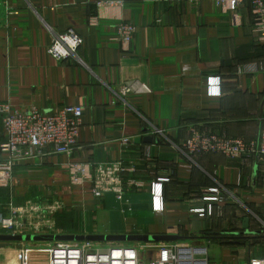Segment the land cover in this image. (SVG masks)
<instances>
[{
    "label": "crops",
    "instance_id": "0c3cea01",
    "mask_svg": "<svg viewBox=\"0 0 264 264\" xmlns=\"http://www.w3.org/2000/svg\"><path fill=\"white\" fill-rule=\"evenodd\" d=\"M124 21L137 27L130 45L117 39ZM69 29L83 43L56 59L48 49ZM211 78L220 79V93H211ZM124 85L133 92L120 93ZM1 103L51 114L64 105L84 109L71 153L14 168L0 187L1 216L11 204L61 200L58 235H173L202 251L206 264L264 258V162L182 149L194 128L249 141L264 129V22L251 0L234 10L214 0H0ZM5 139L0 113V144ZM117 160L131 168L127 199L96 197L95 167ZM162 177L164 210L156 212L151 185ZM216 187L219 200H204L217 197L209 192ZM210 205L204 216L195 211ZM173 242L137 243L150 260ZM55 243L0 241V264H50Z\"/></svg>",
    "mask_w": 264,
    "mask_h": 264
},
{
    "label": "built area",
    "instance_id": "2783aa9c",
    "mask_svg": "<svg viewBox=\"0 0 264 264\" xmlns=\"http://www.w3.org/2000/svg\"><path fill=\"white\" fill-rule=\"evenodd\" d=\"M202 0H188L197 5ZM225 10L236 9L243 0H214ZM253 12L258 21L264 22V0H251ZM117 39L124 45H130L137 27L130 22H120L117 27ZM83 43L82 37L73 29L55 36L49 53L56 59L65 60L76 54ZM208 85L212 94L220 93V79L211 78ZM132 85H124L119 92L127 95L133 92ZM6 139L0 144V187L12 181L13 170L23 161L33 157H42L48 153H71L79 143L84 109L80 105H64L57 112L45 113L37 107L29 111L11 108L9 104H0ZM190 138L182 144L191 157L200 154L222 153L234 159L242 156L258 157L264 162V129L259 138L249 141L242 137H227L205 130L193 129ZM164 130H157V133ZM148 155L149 153L146 152ZM133 170V169H132ZM128 169L123 160L101 163L95 167L92 176L93 191L96 197L113 194L117 200L125 201L130 188L125 180ZM162 177L151 185L153 209L164 210V182ZM137 185V184H136ZM217 197L204 200L217 201L221 193L219 188L209 189ZM66 208L61 200H28L22 205L11 204L10 215H0V229L13 235L18 234H55L57 214ZM200 216L212 212L205 208L195 209ZM100 242L89 240L63 241L51 248L50 264H206L198 258L200 251L188 241L178 240L159 246L158 256L146 260L139 243L112 244L109 248L98 246ZM202 253V251H201ZM200 253V254H201ZM249 264H264V258H251Z\"/></svg>",
    "mask_w": 264,
    "mask_h": 264
},
{
    "label": "water",
    "instance_id": "95a60500",
    "mask_svg": "<svg viewBox=\"0 0 264 264\" xmlns=\"http://www.w3.org/2000/svg\"><path fill=\"white\" fill-rule=\"evenodd\" d=\"M249 219H246L245 233L249 234ZM179 237L173 235H149V234H0V241L10 242H63V241H83L94 242H153V241H177Z\"/></svg>",
    "mask_w": 264,
    "mask_h": 264
},
{
    "label": "rangeland",
    "instance_id": "374dc122",
    "mask_svg": "<svg viewBox=\"0 0 264 264\" xmlns=\"http://www.w3.org/2000/svg\"><path fill=\"white\" fill-rule=\"evenodd\" d=\"M7 233V232H6ZM54 244V243H53ZM112 244H122V243H110V242H100L98 243V246L99 247H102V248H109ZM126 244V243H124ZM133 244V243H132ZM132 244H129V245H132Z\"/></svg>",
    "mask_w": 264,
    "mask_h": 264
}]
</instances>
